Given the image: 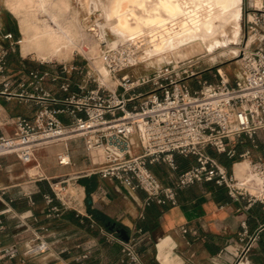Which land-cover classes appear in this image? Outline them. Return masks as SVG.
Returning <instances> with one entry per match:
<instances>
[{"label": "built area", "instance_id": "1", "mask_svg": "<svg viewBox=\"0 0 264 264\" xmlns=\"http://www.w3.org/2000/svg\"><path fill=\"white\" fill-rule=\"evenodd\" d=\"M244 29L247 40L254 36V41L240 50V68L233 83L219 68L215 82H200L201 87L192 92L189 81L198 74L190 67L168 65L150 77L122 75L118 85L121 92L106 90L100 84L95 89H88L85 84L75 92L73 82L65 77L59 86L63 98L53 96L45 88L47 81H57L49 72L31 71L26 80L11 75L8 57L21 49L23 39L13 33L5 34L7 46L0 45V96L8 101L40 98L44 104L32 118H14L12 134L0 129V159L15 157L27 165L36 160L38 151L64 144L57 158L60 166L67 167L72 164L67 142L80 139L92 163L87 174L114 181L129 192H144L146 206L153 201L161 206H176L179 191L201 182L227 188L235 200L249 198L264 205V184L260 194L252 195L248 183L229 174L206 152L207 148H214L235 159L238 154L228 150L227 141L241 137L253 140L264 130V0L247 3ZM130 64L125 58L124 64L111 66V72L116 75ZM66 73L67 67L63 66L62 74ZM136 149L141 153L135 154ZM176 154L195 156L196 165L181 173L174 186H165L150 167L167 164L175 171ZM245 156L240 155L242 161ZM250 166L264 181V156ZM67 186L62 179L52 182L53 195L44 197L52 212L73 209L80 213L76 209L79 200L64 194ZM55 201L60 202V208L54 205ZM243 228L242 241L247 235L245 224ZM112 238L121 242L124 262L145 264L133 243ZM48 249L46 239L35 237L27 244L24 256L35 258ZM250 249L247 245L236 252L237 264ZM20 254L16 245L0 244V264L15 260ZM88 258V254L84 255L82 261Z\"/></svg>", "mask_w": 264, "mask_h": 264}, {"label": "crops", "instance_id": "2", "mask_svg": "<svg viewBox=\"0 0 264 264\" xmlns=\"http://www.w3.org/2000/svg\"><path fill=\"white\" fill-rule=\"evenodd\" d=\"M3 1L0 0V45L7 46L5 34L13 33L16 38L23 35L18 19ZM31 56H23L22 48L10 54L11 75L26 80L31 71L49 72L57 81H47L45 88L63 98L59 90L65 78L62 68L40 66ZM43 104L40 98L8 101L0 96V129L12 134L14 118H32ZM64 146L57 144L38 151L36 160L27 165L15 157L0 159V244L16 245L21 251L17 259L3 264H128L124 262L121 242L112 238L124 241L119 229L127 232L129 240L125 242L133 243L145 264H237L236 252L247 245L251 249L239 264H264L263 204L249 198L235 200L227 188L201 182L179 191L176 206H161L156 201L146 206L144 192H129L114 181L87 174L92 163L80 139L67 142L72 164L60 166L57 157ZM227 148L235 150L238 157L229 159L214 148L206 152L236 176L235 165L243 162L240 155H246L244 161L250 163L263 158L264 130L253 140H228ZM134 153L140 154L141 150ZM175 161V171L167 164L150 167L165 186H174L181 173L196 165L195 156L176 154ZM34 168L40 174L30 176ZM59 179L76 188L79 196L84 194L76 208L80 213L73 209L54 213L46 204L44 197L53 195L51 184ZM54 205L61 207L59 201ZM9 209L11 213H7ZM243 224L247 231L244 241ZM35 237L46 239L49 249L44 255L25 258L26 246ZM87 254L89 258L82 261Z\"/></svg>", "mask_w": 264, "mask_h": 264}, {"label": "bare ground", "instance_id": "3", "mask_svg": "<svg viewBox=\"0 0 264 264\" xmlns=\"http://www.w3.org/2000/svg\"><path fill=\"white\" fill-rule=\"evenodd\" d=\"M77 1L86 15L85 22L94 13L104 22L94 24V29L80 21L78 10L71 16V0L3 1L19 21L23 56L34 55L49 63L66 61L78 52L92 60L103 83L111 80L105 64L109 56L101 48L104 41L116 54L110 60L117 59L119 65L126 58L132 65L168 62L176 68L195 57L216 63L242 56L237 44L241 40L243 0ZM249 39L253 42L254 36ZM235 170L237 179L248 183L249 190L261 193L264 181L252 172L250 163L240 162ZM29 174L40 173L34 168Z\"/></svg>", "mask_w": 264, "mask_h": 264}, {"label": "rangeland", "instance_id": "4", "mask_svg": "<svg viewBox=\"0 0 264 264\" xmlns=\"http://www.w3.org/2000/svg\"><path fill=\"white\" fill-rule=\"evenodd\" d=\"M250 0H243V5H242V16L240 20V25H241V40L239 44H237V47L244 48L246 43L248 45L251 44L252 40L248 38L245 35V29H244V19H245V6L247 3H249ZM77 0H71V16L75 11L78 10L79 12V18L80 21L84 24H87L89 27L96 29V24L97 23H103L102 17H100L99 13H94L89 20L85 22L86 15L85 13L81 10V7ZM259 4V3H258ZM81 10V11H80ZM85 18V19H84ZM95 19V20H94ZM99 19V21H98ZM96 26H95V25ZM91 32V31H90ZM93 33V32H91ZM110 38H112L110 36ZM23 39V36H22ZM251 40V42H250ZM248 41V42H247ZM250 42V44H249ZM101 48L103 51L107 53V55L111 56H116L115 52L111 51L107 43L104 41L101 44ZM112 52V53H111ZM118 58L121 57L120 54H117ZM37 64L40 66H48V67H57V68H62L63 66L67 67L68 73H66L64 76L70 78V80L73 82V90L75 92H79V86H84L85 84L87 85L88 89H95L98 87V84L103 86L106 90L110 91H119L121 92V89L118 88L119 85V79L121 78L122 75L124 74H129L130 76L134 78H140V77H150L153 76L159 69L166 67L168 65H171L168 62H163L162 64H156L153 62H147V63H138V64H130L129 67L123 68L120 70L116 75H113L111 72V66H114L115 64H118L117 59H112L108 58L105 61L106 67L110 71V82L103 83L101 79L100 73L94 68L92 60L87 58L86 56H83L79 54L78 52H75L68 60L66 61H58L54 60L49 63L42 62L38 60L34 55L31 56ZM198 59V61H196ZM200 59V60H199ZM239 60L240 58L236 59H219L216 63H211L208 60L204 58H193L190 61L187 60V62H180L178 66H185V67H190L192 70L195 71V73L198 74L195 78L189 81V86L191 91L193 92L194 90H197L201 87L200 82H203L207 80L208 82H215V73L217 69H222L225 73V75L228 77L231 83L234 82L236 76L238 75L239 72ZM110 61V62H109ZM194 61V62H193ZM191 62V63H190ZM110 63V64H109ZM187 63V64H186ZM103 83V84H102ZM107 84V85H106ZM250 163L249 161H247ZM263 181V179H262ZM75 188L73 186H67V191L64 192V194H68V196H73L74 198L77 197V199H82V196H79ZM251 194L257 195L260 193H253L251 190H249ZM78 194V195H77Z\"/></svg>", "mask_w": 264, "mask_h": 264}, {"label": "water", "instance_id": "5", "mask_svg": "<svg viewBox=\"0 0 264 264\" xmlns=\"http://www.w3.org/2000/svg\"><path fill=\"white\" fill-rule=\"evenodd\" d=\"M112 229H115V225H112ZM118 233L121 235V237H122V239L124 241H128L129 240V237L127 235V232L124 229H119L118 230Z\"/></svg>", "mask_w": 264, "mask_h": 264}]
</instances>
